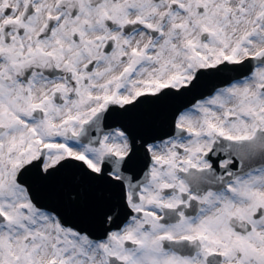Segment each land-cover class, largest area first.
<instances>
[{
  "label": "snow or ice",
  "instance_id": "6c2138e0",
  "mask_svg": "<svg viewBox=\"0 0 264 264\" xmlns=\"http://www.w3.org/2000/svg\"><path fill=\"white\" fill-rule=\"evenodd\" d=\"M0 264H264V0H0Z\"/></svg>",
  "mask_w": 264,
  "mask_h": 264
}]
</instances>
